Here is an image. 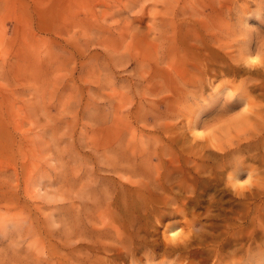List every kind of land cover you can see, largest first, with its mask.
Here are the masks:
<instances>
[{
  "label": "rangeland",
  "instance_id": "rangeland-1",
  "mask_svg": "<svg viewBox=\"0 0 264 264\" xmlns=\"http://www.w3.org/2000/svg\"><path fill=\"white\" fill-rule=\"evenodd\" d=\"M0 264H264V0H0Z\"/></svg>",
  "mask_w": 264,
  "mask_h": 264
},
{
  "label": "snow or ice",
  "instance_id": "snow-or-ice-1",
  "mask_svg": "<svg viewBox=\"0 0 264 264\" xmlns=\"http://www.w3.org/2000/svg\"><path fill=\"white\" fill-rule=\"evenodd\" d=\"M252 63H257V61H256V60H253ZM197 135L200 136V137H203L205 134H204L203 132H198ZM248 183H249V181H245L244 183H241V184L239 185V187H240V188H243V187H245V185H247ZM177 236H178V233H175V232L172 233L173 240H175Z\"/></svg>",
  "mask_w": 264,
  "mask_h": 264
},
{
  "label": "clouds",
  "instance_id": "clouds-1",
  "mask_svg": "<svg viewBox=\"0 0 264 264\" xmlns=\"http://www.w3.org/2000/svg\"><path fill=\"white\" fill-rule=\"evenodd\" d=\"M229 179L231 180L232 178L230 177ZM245 181H247V180H244V181L236 180V181H235V186H236V187H239V185H240L241 183H244Z\"/></svg>",
  "mask_w": 264,
  "mask_h": 264
}]
</instances>
